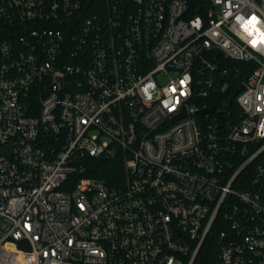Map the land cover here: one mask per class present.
<instances>
[{
	"label": "built area",
	"instance_id": "obj_1",
	"mask_svg": "<svg viewBox=\"0 0 264 264\" xmlns=\"http://www.w3.org/2000/svg\"><path fill=\"white\" fill-rule=\"evenodd\" d=\"M200 253L264 264V0H0V264Z\"/></svg>",
	"mask_w": 264,
	"mask_h": 264
},
{
	"label": "trees",
	"instance_id": "obj_2",
	"mask_svg": "<svg viewBox=\"0 0 264 264\" xmlns=\"http://www.w3.org/2000/svg\"><path fill=\"white\" fill-rule=\"evenodd\" d=\"M207 101L211 102L215 101V99H209ZM90 164H92V170L86 173L88 176L103 178L111 183H115L119 176L124 175V155L122 152L117 153L111 158H92L90 159ZM211 260L212 258L210 256H203L200 253L194 264H208Z\"/></svg>",
	"mask_w": 264,
	"mask_h": 264
},
{
	"label": "water",
	"instance_id": "obj_3",
	"mask_svg": "<svg viewBox=\"0 0 264 264\" xmlns=\"http://www.w3.org/2000/svg\"><path fill=\"white\" fill-rule=\"evenodd\" d=\"M240 89V88H239ZM238 89V90H239ZM237 90V91H238ZM216 110V106L215 105H211L209 107H205V108H197V112H200V113H204V112H212V111H215Z\"/></svg>",
	"mask_w": 264,
	"mask_h": 264
}]
</instances>
